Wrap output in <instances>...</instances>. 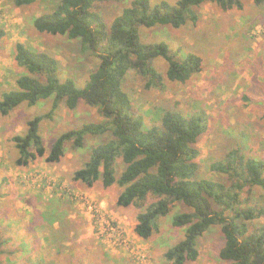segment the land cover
<instances>
[{
  "label": "rangeland",
  "instance_id": "obj_1",
  "mask_svg": "<svg viewBox=\"0 0 264 264\" xmlns=\"http://www.w3.org/2000/svg\"><path fill=\"white\" fill-rule=\"evenodd\" d=\"M165 1L174 4V0ZM58 2L38 0L18 8L12 0H0V96L14 88L15 79L24 72L13 61L16 43L52 55L59 62V77L72 78L79 88L96 68L97 60L82 55L77 40L33 29L32 20L52 11ZM128 3L98 5L107 26ZM196 12V24L141 28L140 35L145 44L165 42L177 57L196 55L200 72L185 83L170 82L165 61L157 58L154 67L164 77L160 87L145 89L143 79L131 71L122 89L144 129L158 126L166 111L187 117L204 115L206 129L197 142L198 178L227 184L226 175L209 167L224 160L230 150L264 161V5L244 1L241 10L223 11L204 4ZM50 104L51 98L32 107L22 104L8 116H0V249L4 252L0 264H170L163 255L183 237V229L173 227L172 218L190 209L174 203L159 220L158 230L143 240L133 232L139 210L116 205L119 187L103 188L100 182L86 187L72 180L90 149L106 136L87 137L77 150L67 143L57 163H47L43 157L26 167L15 164L18 153L11 137L23 134L27 121L46 113ZM99 120L96 109L84 103L73 111L61 104L52 120L41 122L39 133L48 150L60 133ZM118 162L117 175L123 169V162ZM242 197L247 198V206L264 210V189L245 187ZM262 225L264 215L250 222L249 229L252 232ZM223 243L220 226L210 227L198 240V259L188 264H224L218 256Z\"/></svg>",
  "mask_w": 264,
  "mask_h": 264
},
{
  "label": "trees",
  "instance_id": "obj_2",
  "mask_svg": "<svg viewBox=\"0 0 264 264\" xmlns=\"http://www.w3.org/2000/svg\"><path fill=\"white\" fill-rule=\"evenodd\" d=\"M37 1L12 3L23 8ZM125 1L59 0L52 11L32 20L36 32L77 40L80 53L97 60L82 88L70 77H59V62L49 53L15 44L13 61L24 72L15 79L14 88L1 94L0 116H8L22 104L32 107L51 98L46 113L28 120L25 132L11 137L18 153L15 164L26 167L43 157L47 163H57L67 143L77 150L84 147L87 137L106 136L105 141L90 149L88 159L73 172L72 180L86 187L96 182L103 188L119 187L116 205L139 210L133 232L143 240L158 230L159 220L174 203L190 209L172 218V226L182 228L183 237L163 255L170 264L194 263L199 257V238L216 225L223 235L218 256L224 264H264V225L252 232L249 229L250 222L263 216L264 210L247 206V198L242 197L245 187L264 189V161L246 158L232 149L224 160L209 167L212 172L226 175L229 183L198 178L197 142L206 129L204 115L187 117L166 111L158 126L144 129L141 116L133 113L131 100L122 89L131 71L143 79L145 89L160 87L164 77L154 67L157 58L165 61V77L170 82L185 83L201 69V60L194 54L177 57L165 42L143 43L141 28L177 29L188 22L196 24V10L204 4L227 11L241 10L244 1L259 7L264 0H174V4L129 0L107 26L98 5ZM80 103L95 108L101 120L60 133L46 150L39 133L41 122L52 120L61 104L73 111ZM118 160L123 162V169L117 175ZM55 240L54 244L58 242ZM3 253L0 249V256Z\"/></svg>",
  "mask_w": 264,
  "mask_h": 264
}]
</instances>
